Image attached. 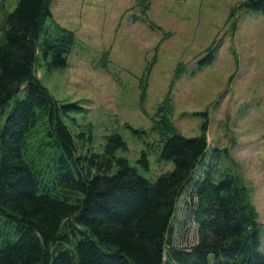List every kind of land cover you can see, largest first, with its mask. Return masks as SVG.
Here are the masks:
<instances>
[{
  "label": "trees",
  "instance_id": "1",
  "mask_svg": "<svg viewBox=\"0 0 264 264\" xmlns=\"http://www.w3.org/2000/svg\"><path fill=\"white\" fill-rule=\"evenodd\" d=\"M247 6L264 13V0ZM75 44L50 0H19L4 15L0 120L10 111L0 127V264H264L256 215L234 174L215 177L205 132L163 133L160 158L174 169L155 181L118 154L126 148L119 134L92 150V131L77 124L83 109L54 99L35 76L38 63L67 68ZM139 164L149 170L145 153ZM183 198L198 227L197 243L185 248L173 243Z\"/></svg>",
  "mask_w": 264,
  "mask_h": 264
},
{
  "label": "rangeland",
  "instance_id": "2",
  "mask_svg": "<svg viewBox=\"0 0 264 264\" xmlns=\"http://www.w3.org/2000/svg\"><path fill=\"white\" fill-rule=\"evenodd\" d=\"M18 1L0 0V38ZM250 1L50 0L53 20L76 44L67 68L38 63L35 76L54 99L83 109L77 124L92 131L93 151L121 135L126 148L118 154L152 181L174 169L160 158L163 133L205 132L215 177H236L264 252V13L251 11ZM197 228L183 198L173 243L192 247Z\"/></svg>",
  "mask_w": 264,
  "mask_h": 264
}]
</instances>
